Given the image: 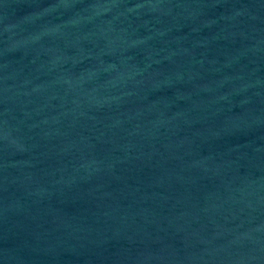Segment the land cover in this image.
Returning <instances> with one entry per match:
<instances>
[{
    "label": "water",
    "instance_id": "water-1",
    "mask_svg": "<svg viewBox=\"0 0 264 264\" xmlns=\"http://www.w3.org/2000/svg\"><path fill=\"white\" fill-rule=\"evenodd\" d=\"M0 264H264V0H0Z\"/></svg>",
    "mask_w": 264,
    "mask_h": 264
}]
</instances>
